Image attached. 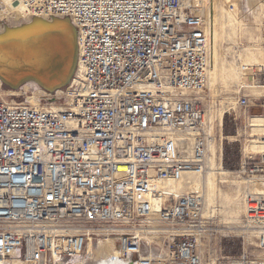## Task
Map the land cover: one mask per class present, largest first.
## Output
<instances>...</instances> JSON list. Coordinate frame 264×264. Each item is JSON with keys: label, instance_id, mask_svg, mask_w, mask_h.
Segmentation results:
<instances>
[{"label": "built area", "instance_id": "obj_1", "mask_svg": "<svg viewBox=\"0 0 264 264\" xmlns=\"http://www.w3.org/2000/svg\"><path fill=\"white\" fill-rule=\"evenodd\" d=\"M6 2L70 19L83 72L63 110L0 95V264H83L90 244L108 238L129 264L156 262L146 244L167 248L165 264H264V194L252 191L264 185V153L238 171L254 243L237 257L221 261L204 245L213 219L203 188L155 190L205 174L212 155L202 94L214 58L200 5L0 0V10Z\"/></svg>", "mask_w": 264, "mask_h": 264}, {"label": "rangeland", "instance_id": "obj_2", "mask_svg": "<svg viewBox=\"0 0 264 264\" xmlns=\"http://www.w3.org/2000/svg\"><path fill=\"white\" fill-rule=\"evenodd\" d=\"M213 2L216 4L214 9ZM234 2V11L227 7L226 0H205L204 3L211 15L214 59L210 81L202 98L206 102L207 123L211 121L215 124L214 139L219 146L218 150L223 148V170L217 168L220 163L211 157L210 159H214V174L208 178L207 169L205 179L199 180L205 182V187L201 185L199 189H204L205 198L208 194L205 215L213 219L204 245L214 258L218 257L221 261L240 255L244 245L253 246V237L244 235L242 229L246 183L238 171L248 158H259L264 152V0ZM27 21L31 19L9 18L3 20V25L15 26ZM70 86L69 84L61 91L40 95V87L28 83L12 92L11 96L4 97L30 104L35 98L37 105L41 107H65L69 102L67 92ZM2 90L10 92L4 86ZM242 97H247L252 103L248 110L239 106L238 102ZM225 157L232 169L225 167ZM188 186L184 191H193L188 190ZM259 187L257 186L259 190H264V186L261 189ZM112 242L114 244L110 246ZM93 246L94 253L100 255L105 254L109 247L118 248L113 239H106L99 244L94 242ZM249 248L253 251V247ZM144 250L145 253H154L155 263L163 262L162 259L166 257V247L154 246L151 249L146 244ZM92 262V257L89 256V260L83 264Z\"/></svg>", "mask_w": 264, "mask_h": 264}, {"label": "bare ground", "instance_id": "obj_3", "mask_svg": "<svg viewBox=\"0 0 264 264\" xmlns=\"http://www.w3.org/2000/svg\"><path fill=\"white\" fill-rule=\"evenodd\" d=\"M187 2H195L198 5H200L201 11H203L206 14V18L208 23H210V28H211V33H212V23L210 21L211 15H210V10L206 9L204 3L205 0H186ZM227 2V0H226ZM229 2V1H228ZM215 2H213V9L216 8L215 7ZM227 7L229 8V6L227 5ZM236 8V7H235ZM0 95L1 96H11L10 94H12V92L14 91H10V92H5L2 90V86H3V79L1 78V76H3L8 82H10L12 85H15L18 81V76L21 75L23 73V71H35L36 74L42 75L45 74L50 75L47 78H55L59 75H63L64 77L67 76V72L68 69H66V63L68 66V50L65 47H61V42L58 40H46L44 43L41 42L40 44H36V43H26L25 41L28 39L26 38V40H24V37H27L26 34L22 33V36H12L11 34H14L16 32V30L13 31H9L7 35H4L6 28H19L20 26H23L24 24H28L30 23L34 18H40L43 20H48L46 19V17H31L26 15V10L25 7L20 6L17 7L16 5H12V3L6 2L2 4V9L0 10ZM9 18H15V19H22V20H29L31 19V21H27L25 23H21L19 25H15V26H9L7 24L3 25V20L9 19ZM70 23V26L72 28V30L75 32L76 34V48H77V56H78V63H77V69L75 72V75L73 77V79L71 80L70 85H72L67 92V95L69 96L72 87H75L76 85H78L80 83V78L82 76V72H83V65H82V61H81V57H80V50H79V43H78V33L76 32V27L75 25L72 23V21L68 20ZM28 27H25L24 29H21L19 31L22 30H26ZM11 35V36H9ZM8 36V37H7ZM7 37V38H6ZM22 38V39H21ZM21 39V40H20ZM23 41L22 44L18 45V44H13L11 42L13 41ZM9 41V42H7ZM7 42V44L5 43ZM67 43V42H63ZM11 46L14 45L11 48H7V46ZM65 67L66 69V73H65V69L63 70V68ZM212 67V66H211ZM43 68V69H42ZM210 77H211V69L208 73V81L207 84H209L210 81ZM61 91V90H58ZM46 93L43 89L40 88L39 94L42 95ZM5 94V95H4ZM36 96V95H35ZM30 104V103H29ZM31 106L35 107V108H47V107H41V105H37V101L34 98L30 104ZM57 106V105H55ZM51 108L55 109V110H63L64 107H53V105L51 106ZM208 127H207V132L209 135L214 136V132H215V124L211 123V121H208L207 123ZM217 143L215 141V139L212 141L211 143V152L212 155L211 157L216 158V160L220 163L218 164L217 168H219L220 170H223V165H222V160H223V148H220L218 150ZM219 151V154H218ZM264 153V152H263ZM262 153V154H263ZM210 157V158H211ZM212 168H214V159H210L209 163H208V178L211 174H214ZM204 178V174L203 175H197V174H193V173H188L182 180L180 181H174V180H167L164 182H160L157 183L155 186V190L157 192H168L170 193L172 196H176V197H180L181 195H183L184 193H186L184 191V188L187 187L188 185V190H197L199 189V187L201 185H203L205 187V182H200V179ZM193 181H188V180H192ZM205 179V178H204ZM195 182L193 185L192 183ZM202 183V184H201ZM259 186V185H258ZM261 186H264L263 184ZM202 187V186H201ZM261 189V187H259ZM255 189V190H254ZM254 189H252L253 193H259V194H264V190H259L256 187H254ZM208 191V190H207ZM206 208H208V194H206ZM243 229V233L244 235L247 234L249 235L250 238L253 237V234L249 231H247L246 229H244V227H242ZM109 239V238H108ZM106 240H102L99 243L105 242ZM112 240H109V242ZM115 241V240H113ZM114 242L111 243L110 246H113ZM116 244V241H115ZM117 246V245H116ZM93 244H90L89 246V255H91L93 262L91 264H129L128 262H124L121 261V253L119 251V249H113L110 248L107 250V252L103 255L100 254H95L94 250H93ZM164 260V259H162ZM155 264H164L163 262L160 263H155Z\"/></svg>", "mask_w": 264, "mask_h": 264}, {"label": "water", "instance_id": "obj_4", "mask_svg": "<svg viewBox=\"0 0 264 264\" xmlns=\"http://www.w3.org/2000/svg\"><path fill=\"white\" fill-rule=\"evenodd\" d=\"M70 19H61V18H52L51 20H43L40 18H34L30 23L24 24L19 28H6L4 35H7L9 31L16 30L14 36H22L21 34L24 33L27 37H24V40L28 38L25 42L26 43H36L40 44L41 42H45L46 40H58L61 42V47H65L68 50V66L66 63V69H68L67 76L59 75L55 78H47L50 75H39L36 74L35 71H23L21 75L18 77V82L15 85H12L8 82L3 76V86L7 88L9 91H17L24 85L28 83H34L45 92L54 93L58 90H62L67 88V86L71 83L73 79L78 63V56H77V48H76V34L72 30L69 21ZM71 21V20H70ZM28 27L26 30L19 31ZM37 27L34 31H29L31 28ZM77 32V31H76ZM9 35V36H11ZM8 37V36H7ZM6 37V38H7ZM22 39V38H21ZM20 39V40H21ZM13 41V44H22L23 41ZM63 42H67L64 43ZM7 44V43H6ZM14 45H9L7 48H11ZM43 69V68H42ZM65 67L63 68V70ZM65 69V73H66Z\"/></svg>", "mask_w": 264, "mask_h": 264}, {"label": "trees", "instance_id": "obj_5", "mask_svg": "<svg viewBox=\"0 0 264 264\" xmlns=\"http://www.w3.org/2000/svg\"><path fill=\"white\" fill-rule=\"evenodd\" d=\"M5 89L8 90L7 88H5ZM225 119H227V117H226ZM226 132H227V131H226ZM225 167H226L227 169H232V167H231L230 164L228 163L227 157H225Z\"/></svg>", "mask_w": 264, "mask_h": 264}]
</instances>
